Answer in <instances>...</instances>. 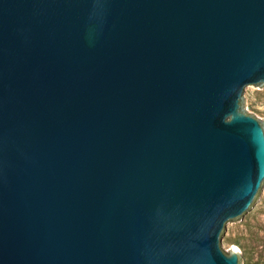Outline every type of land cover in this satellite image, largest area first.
Here are the masks:
<instances>
[{
    "label": "water",
    "instance_id": "obj_1",
    "mask_svg": "<svg viewBox=\"0 0 264 264\" xmlns=\"http://www.w3.org/2000/svg\"><path fill=\"white\" fill-rule=\"evenodd\" d=\"M262 90L264 0H0V264H243Z\"/></svg>",
    "mask_w": 264,
    "mask_h": 264
},
{
    "label": "rangeland",
    "instance_id": "obj_2",
    "mask_svg": "<svg viewBox=\"0 0 264 264\" xmlns=\"http://www.w3.org/2000/svg\"><path fill=\"white\" fill-rule=\"evenodd\" d=\"M243 112L264 127V90L247 95ZM234 251L243 264H264V196L256 210L230 225L225 253Z\"/></svg>",
    "mask_w": 264,
    "mask_h": 264
}]
</instances>
